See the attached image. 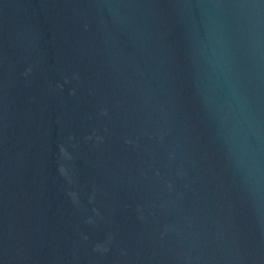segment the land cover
I'll list each match as a JSON object with an SVG mask.
<instances>
[{
  "label": "water",
  "instance_id": "1",
  "mask_svg": "<svg viewBox=\"0 0 264 264\" xmlns=\"http://www.w3.org/2000/svg\"><path fill=\"white\" fill-rule=\"evenodd\" d=\"M0 264H264V0H0Z\"/></svg>",
  "mask_w": 264,
  "mask_h": 264
}]
</instances>
